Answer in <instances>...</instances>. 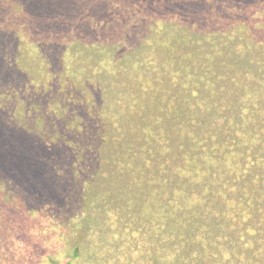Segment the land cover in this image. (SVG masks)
I'll return each mask as SVG.
<instances>
[{
	"label": "rangeland",
	"instance_id": "1",
	"mask_svg": "<svg viewBox=\"0 0 264 264\" xmlns=\"http://www.w3.org/2000/svg\"><path fill=\"white\" fill-rule=\"evenodd\" d=\"M91 1L0 0V264H67L76 250L72 264H264V0ZM15 96L57 113L47 150L15 132ZM167 105L226 152L205 165L212 177L113 170ZM167 122L151 126L172 140ZM96 138L108 140L100 165L87 148L79 160L76 146ZM29 144L46 152L42 171L37 156L25 162Z\"/></svg>",
	"mask_w": 264,
	"mask_h": 264
},
{
	"label": "trees",
	"instance_id": "2",
	"mask_svg": "<svg viewBox=\"0 0 264 264\" xmlns=\"http://www.w3.org/2000/svg\"><path fill=\"white\" fill-rule=\"evenodd\" d=\"M101 1L102 0H92L91 3L94 2V4L100 5ZM103 1L105 5L112 7L113 0H109V2L107 0H103ZM114 6L116 5L114 4ZM263 11L264 9L262 10V12ZM107 21L111 25L112 23L111 19L102 21L101 24H106ZM0 36L2 38H5L4 30L0 31ZM250 63H252V65L254 66H257L258 61H250ZM62 96L64 99L63 101L65 104V107L61 110H57L56 112L57 113L60 112V114L64 116L69 108L68 101L70 100V98H65L66 94H63ZM11 100L13 101L14 107L16 103L20 104L22 106V110L24 111V114L19 115V119L21 121L18 123L19 128L17 126H16L17 129L15 128V132L18 131L19 138L20 139L24 138L26 140H29L28 138H31L32 136L36 135L37 137L41 139L39 144H36L38 150L39 151L47 150L48 148L45 146L46 141L42 137L45 131L43 132L42 130H44L43 126H44L45 119L47 117H54L55 115H57V113L54 112L53 107L51 108L50 106H47L46 108L42 109V107L32 105L30 103L31 97L24 99L22 97L15 96ZM4 102H5V98L0 97V109L2 108L1 105ZM167 107L168 105L163 109V112H161L160 115L157 116L160 119V121L159 119H155L152 123L150 124L144 123L143 127H141L139 131L141 132L142 137L144 138L143 142L145 143H139L138 150H136L135 148L136 145L134 141L127 142V146H128L127 154L129 155L130 161H131V163L129 162L128 167L124 166V163L126 161H122V158L119 155V152L116 150V159H113V156H112L111 161H110V165L114 168L113 169L114 171L115 169H117L118 172L121 173V175H123V177L129 178L131 175L127 173L133 170L140 175V179L138 180V182H141L143 178L147 182H150V183H154V181L172 183V182H176V180H180V181H184V184L185 183L191 184V183L197 182V180L200 179L201 175L203 179H206L204 175L208 174L207 172L208 170L207 168H205V165L207 163L215 164L216 163L215 159L225 157L226 152L223 155L219 154L220 144L217 143V140L213 138L212 134H208L207 136L203 138L199 136L197 129H199L198 126L200 125L199 124L200 120L199 122L192 121L191 125L188 126V124H186L185 122H179L178 117L180 113L178 112V110L181 111V108L177 106H175L174 109L172 108V106H169L168 108ZM213 109L216 110L217 109L216 106ZM42 110H44L43 113H42ZM243 111L244 110L239 112V115L241 117H243L242 115ZM3 114H4L3 112H0V119L3 116ZM30 115L33 117V119L32 121L27 123L28 122L27 118ZM165 118L168 120V122L165 123L166 126H168V124H172V127L170 129L175 132L174 134L175 137L173 136L172 140L169 137H166L165 133L163 135L162 131L157 133V131H155V128H152L151 126V125L161 122ZM201 123L202 125H204L203 121ZM20 126L25 129V132H27L26 135H29V137H27L24 134L25 133L24 129H20ZM15 132H13V134ZM36 132H38V134H36ZM13 134L10 136L9 140L12 138ZM182 138H186V141L188 140L189 143L182 144L181 143ZM240 142L241 141L239 140V143ZM92 143L97 144L96 149H94L95 144H92ZM87 144L89 145H87V147L85 148H82L81 145L76 146L77 151L79 152V156L81 157L79 158V160L82 161L83 159L87 157L93 156L94 158L93 160L96 161L97 164L100 165L101 161L97 157L99 153L98 150L100 151V154L102 155L104 147L108 145V140L96 138L94 141H88ZM32 148H33V145H30V150H32L33 153L26 152L24 154L25 162H26V157L29 158L27 161V164L30 167L32 165L31 160L33 159V157L37 156L38 157L37 161L44 162L43 168L40 169V171H42L45 168L44 167L45 163L48 164L47 162L49 161V160H47V162L45 161L46 152H38V155H37L36 150ZM86 148L88 149L87 152L91 153V155L87 157L85 156ZM96 150H97V153H96ZM15 153H16L15 151H10V149H8L7 153H4V156L6 158L7 157L10 158L13 155H15ZM157 155L158 156L161 155L159 157L162 158V162H159L157 160L158 159ZM165 157L166 159L170 158L171 160L181 158V160L184 162V165H185L184 168L186 170H179L177 172L174 171L171 168V165H168L165 162L164 160ZM88 161H89V158H88ZM25 162H24V165H25ZM5 164L9 165L10 162L6 161ZM152 164H154L153 167L151 166ZM163 166H165L166 169ZM154 168L156 169V171L154 170ZM153 171H155L156 173V176L154 178L149 176V174ZM186 171L187 173L185 174ZM213 175H214V170L212 169V174L209 176L212 177ZM108 179H110V177H108ZM116 179L118 178L116 177ZM109 181H113V180L111 179ZM78 257H79V250H76L75 254L72 256L71 260L67 264L74 263L78 259Z\"/></svg>",
	"mask_w": 264,
	"mask_h": 264
}]
</instances>
